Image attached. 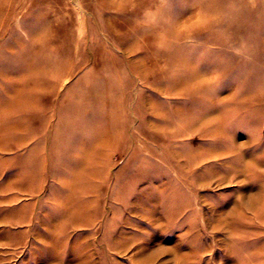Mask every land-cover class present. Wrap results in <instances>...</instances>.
<instances>
[{
  "label": "rangeland",
  "instance_id": "374dc122",
  "mask_svg": "<svg viewBox=\"0 0 264 264\" xmlns=\"http://www.w3.org/2000/svg\"><path fill=\"white\" fill-rule=\"evenodd\" d=\"M0 264H264V0H0Z\"/></svg>",
  "mask_w": 264,
  "mask_h": 264
}]
</instances>
